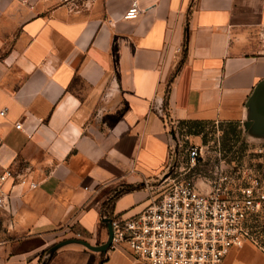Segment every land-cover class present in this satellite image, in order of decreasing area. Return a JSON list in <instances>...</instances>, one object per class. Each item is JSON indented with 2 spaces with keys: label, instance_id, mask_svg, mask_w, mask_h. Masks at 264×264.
Wrapping results in <instances>:
<instances>
[{
  "label": "crops",
  "instance_id": "1",
  "mask_svg": "<svg viewBox=\"0 0 264 264\" xmlns=\"http://www.w3.org/2000/svg\"><path fill=\"white\" fill-rule=\"evenodd\" d=\"M262 94L264 0H0V175L14 173L0 184V264H145L49 249L101 245L104 212L159 197L169 123L237 122L261 143ZM127 185L140 187L113 198ZM222 264H264V251L246 242Z\"/></svg>",
  "mask_w": 264,
  "mask_h": 264
},
{
  "label": "built area",
  "instance_id": "2",
  "mask_svg": "<svg viewBox=\"0 0 264 264\" xmlns=\"http://www.w3.org/2000/svg\"><path fill=\"white\" fill-rule=\"evenodd\" d=\"M140 13L134 4L124 18L135 19ZM219 124H210L217 129L212 176L196 181L186 177L187 172L167 177L162 194L154 196L141 212L127 218L111 217L110 249H124L145 264H222L232 249L246 242L264 251V143L254 150L259 162L228 175ZM22 127L23 122L16 124V129ZM171 134L170 162L178 151V132L171 130ZM205 153L203 145L189 148L188 172L205 159ZM13 178V171L6 169L0 184ZM4 202L1 193L0 212Z\"/></svg>",
  "mask_w": 264,
  "mask_h": 264
},
{
  "label": "rangeland",
  "instance_id": "3",
  "mask_svg": "<svg viewBox=\"0 0 264 264\" xmlns=\"http://www.w3.org/2000/svg\"><path fill=\"white\" fill-rule=\"evenodd\" d=\"M170 131L174 130L178 132L177 141V154H175L173 161L170 162L167 177H176L179 174L187 172L185 175L196 181L199 177L212 176V171L214 170L212 151L216 147L215 139H217V129L212 128L210 124H206L203 131L197 133L198 128H193L191 131L185 126L179 123H169ZM221 149L225 157V172L230 174H235L237 169L245 164H252L259 162V158L255 155L254 150L260 147L264 143V139L259 141L261 143H252L248 141L244 135V129L241 127V134L239 135H229L226 137L224 133V127L222 123L219 124ZM213 141V143H212ZM194 145L205 146L206 153L204 154L205 159L200 162V164L188 172V150ZM182 170V171H181ZM182 172V173H180ZM167 179V178H166ZM168 181L161 183L160 190L167 186ZM158 192L160 196L162 192ZM156 195V194H155ZM109 202L111 203L112 197H109ZM67 239V238H66ZM65 240V239H64Z\"/></svg>",
  "mask_w": 264,
  "mask_h": 264
},
{
  "label": "water",
  "instance_id": "4",
  "mask_svg": "<svg viewBox=\"0 0 264 264\" xmlns=\"http://www.w3.org/2000/svg\"><path fill=\"white\" fill-rule=\"evenodd\" d=\"M256 104L260 107V108H264V94L257 96L256 98ZM103 223L106 224L107 230H108V237L105 243L101 244V245H92L84 240H79V239H75V238H70V239H66L63 240L61 242H58L56 244H54L53 246H51V248L49 249V257H52L53 254L59 250L60 248L69 245V244H80L82 246H84L86 249L92 251V252H97V253H106L110 247H111V243H112V238H113V228H112V224H111V219L106 217L103 218ZM42 264H47V261H43Z\"/></svg>",
  "mask_w": 264,
  "mask_h": 264
},
{
  "label": "trees",
  "instance_id": "5",
  "mask_svg": "<svg viewBox=\"0 0 264 264\" xmlns=\"http://www.w3.org/2000/svg\"><path fill=\"white\" fill-rule=\"evenodd\" d=\"M185 47L187 48V42L185 43ZM185 53H186V50H185ZM171 81L172 80H170V83H171ZM168 90L166 92V103H167V97H168ZM179 124H181L182 126L187 127L189 129V131H191V129H193V128H198L197 133H200L201 131H203V129L205 128L206 124H209V123L200 122V121H182ZM222 127H224V133H225L226 137L229 136V135H234V136L236 135L237 136V135L241 134V125L239 123H237V122L222 123ZM139 187L140 186L127 185L123 189L118 191L115 195H113V198H116L117 196H119L122 193L135 190V189H137ZM105 203H107V202H105ZM105 203H104V205H107ZM104 216L108 217V218H111L112 217V213L104 212L103 217Z\"/></svg>",
  "mask_w": 264,
  "mask_h": 264
}]
</instances>
